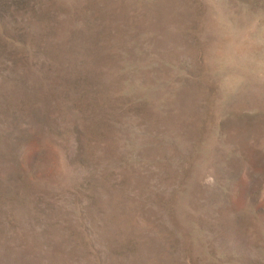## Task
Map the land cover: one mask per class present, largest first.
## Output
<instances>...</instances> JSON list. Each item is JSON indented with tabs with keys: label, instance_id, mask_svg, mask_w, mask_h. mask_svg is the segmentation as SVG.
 <instances>
[{
	"label": "rangeland",
	"instance_id": "1",
	"mask_svg": "<svg viewBox=\"0 0 264 264\" xmlns=\"http://www.w3.org/2000/svg\"><path fill=\"white\" fill-rule=\"evenodd\" d=\"M0 264H264V0H0Z\"/></svg>",
	"mask_w": 264,
	"mask_h": 264
}]
</instances>
